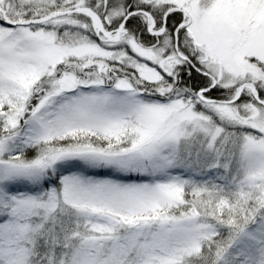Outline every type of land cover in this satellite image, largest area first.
I'll use <instances>...</instances> for the list:
<instances>
[{"label":"snow or ice","instance_id":"obj_1","mask_svg":"<svg viewBox=\"0 0 264 264\" xmlns=\"http://www.w3.org/2000/svg\"><path fill=\"white\" fill-rule=\"evenodd\" d=\"M0 264H264V0H0Z\"/></svg>","mask_w":264,"mask_h":264}]
</instances>
